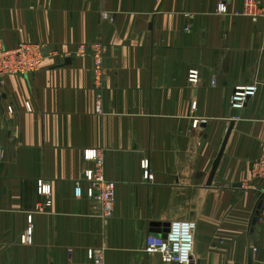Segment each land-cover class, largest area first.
<instances>
[{"label":"crops","instance_id":"0c3cea01","mask_svg":"<svg viewBox=\"0 0 264 264\" xmlns=\"http://www.w3.org/2000/svg\"><path fill=\"white\" fill-rule=\"evenodd\" d=\"M219 1L0 0L7 47L45 49L40 71L0 78V264H95L91 250L104 264H174L144 248L176 221L197 225L192 264H249L251 251L253 264H264V224L252 225L264 31L243 14L244 0L228 2L222 15ZM257 3L264 19V0ZM97 41L106 46L98 81ZM193 70L198 84L188 81ZM254 83L257 94L234 118V89ZM86 151L102 153L116 184L107 224L85 193L76 196L95 168ZM144 160L152 180L143 177ZM40 181L49 196L39 194Z\"/></svg>","mask_w":264,"mask_h":264},{"label":"built area","instance_id":"2783aa9c","mask_svg":"<svg viewBox=\"0 0 264 264\" xmlns=\"http://www.w3.org/2000/svg\"><path fill=\"white\" fill-rule=\"evenodd\" d=\"M229 0H222L218 6L219 13L228 12ZM243 14L249 16L254 22L259 19L257 0H244ZM0 35V77L5 75H29L38 70L42 64L43 49L37 45L20 44L16 48H8ZM102 64L98 60L97 66ZM189 82L197 84L199 73L193 70L189 74ZM258 91V85L251 84L245 87H236L231 98L230 106L232 110L242 111L249 99L253 98ZM5 158V151L0 148V166ZM84 158L87 161L95 162V168L85 171L84 178L87 182L86 190L78 185L76 196L81 198L85 193L88 199L93 202L91 213L97 216L104 224H107L115 213L116 184L105 177L104 160L100 151H86ZM143 177L145 180H152L150 162L144 160L141 163ZM254 176L259 181L254 188L259 193L262 200V207L259 213V220L264 224V145L262 154L254 166ZM39 194L50 195V188L40 181L38 184ZM51 206V201L39 206V211ZM197 225L189 221L173 222L167 233V237H157L149 235L146 238L144 252L150 255H158L165 263L192 264L193 252L195 248V231ZM23 243L30 242L29 236L23 238ZM89 259L95 264H104L100 250H91L88 253Z\"/></svg>","mask_w":264,"mask_h":264},{"label":"rangeland","instance_id":"374dc122","mask_svg":"<svg viewBox=\"0 0 264 264\" xmlns=\"http://www.w3.org/2000/svg\"><path fill=\"white\" fill-rule=\"evenodd\" d=\"M222 0H220L219 1V3H218V6H219V4H220V2H221ZM232 0H229V2H231ZM218 6H217V13L219 14V15H221L220 13H219V11H218ZM102 15H101V17H102V19L103 20H111V18H110V15L109 14H107V13H101ZM249 17V16H248ZM251 18V17H250ZM257 22H258V20H257ZM186 29H187V31H189V27H186ZM0 35L1 36H3V34H2V32L0 31ZM3 39V41L5 42V40H4V38H2ZM98 43L97 44H95V46H94V53H93V57H94V62H95V69H94V74H95V76H96V81H98L99 79H102L103 78V75L105 74V66H104V60H105V55H106V46H105V44L103 43V42H101V41H97ZM6 44V43H5ZM23 44H31V43H23ZM20 45V44H19ZM18 45V46H19ZM31 45H37V44H31ZM7 46V45H6ZM37 46H40V45H37ZM17 47V46H16ZM16 47H14V48H16ZM42 49H43V51H42V56H43V58H42V64H41V66H40V68L38 69V70H36L34 73H36V72H38V71H40L42 68H43V62H44V47L43 46H40ZM9 48V47H8ZM87 50H85L84 49V47L82 46V47H80V48H78L77 49V52H76V55L78 56V55H82V54H84L85 52H86ZM98 60H101L102 61V64L98 67L97 66V63H98ZM190 73V72H189ZM5 76H7V75H5ZM2 77H4V76H1L0 78H2ZM200 80V79H199ZM188 81H189V77H188ZM199 83V82H198ZM197 83V84H198ZM97 85H98V83H96ZM255 85H256V83H254ZM234 91H235V89H234ZM234 93V92H233ZM99 106L101 107V100H100V103H99ZM260 202H262V200H260L259 199V203ZM259 205V204H258ZM260 213V212H259ZM258 218H259V215H258Z\"/></svg>","mask_w":264,"mask_h":264},{"label":"water","instance_id":"95a60500","mask_svg":"<svg viewBox=\"0 0 264 264\" xmlns=\"http://www.w3.org/2000/svg\"><path fill=\"white\" fill-rule=\"evenodd\" d=\"M257 24H258L259 30L263 32L264 31V19L263 18H259ZM232 115H233L234 118H238L239 115H240V111L239 110H233L232 111ZM232 126H233V124L231 125V128H230L229 133H228V135H227V137L225 139V142H224V144L222 146V149H221V151L219 153V156H218L217 160L214 163V167H213L212 173L210 175V178H209V181H208V185H211L212 182H213V179L215 177V174L217 172V169H218L219 164L221 162V159L223 157V154H224V151H225V147H226V144H227L229 135H230L231 130H232ZM261 207H262V202H260L259 205H258V207H257V215L253 218V221H252V225L253 226H256V224H257V222L259 220L258 215H259V212H260ZM165 227H166V229L164 230L163 233H161V234H154V235L157 236V237L166 238L167 237V233L169 232L170 226L167 225ZM252 253H253V251L250 252L249 264H253V258H252L253 256H252Z\"/></svg>","mask_w":264,"mask_h":264}]
</instances>
